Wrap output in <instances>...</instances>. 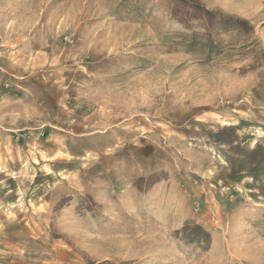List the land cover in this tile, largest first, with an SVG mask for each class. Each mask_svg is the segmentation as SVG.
I'll use <instances>...</instances> for the list:
<instances>
[{
  "label": "rangeland",
  "instance_id": "374dc122",
  "mask_svg": "<svg viewBox=\"0 0 264 264\" xmlns=\"http://www.w3.org/2000/svg\"><path fill=\"white\" fill-rule=\"evenodd\" d=\"M0 264H264V0H0Z\"/></svg>",
  "mask_w": 264,
  "mask_h": 264
},
{
  "label": "trees",
  "instance_id": "16d2710c",
  "mask_svg": "<svg viewBox=\"0 0 264 264\" xmlns=\"http://www.w3.org/2000/svg\"><path fill=\"white\" fill-rule=\"evenodd\" d=\"M188 12L190 13H187L186 19L182 22L185 21L186 23V21H188L190 18L202 19L205 23L206 30L209 33H211L212 29L217 26V28L223 31H243L250 37L254 34V28L247 20L234 15L226 14L220 10H208L203 8L199 3H193L191 6H189ZM207 41H209V39ZM208 45L210 46V44ZM187 230L188 226L184 228V233H186Z\"/></svg>",
  "mask_w": 264,
  "mask_h": 264
}]
</instances>
